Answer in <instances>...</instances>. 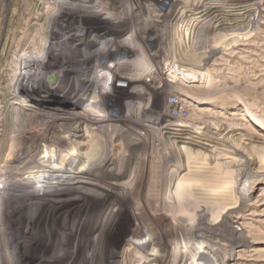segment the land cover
I'll return each instance as SVG.
<instances>
[{"label": "rangeland", "instance_id": "1", "mask_svg": "<svg viewBox=\"0 0 264 264\" xmlns=\"http://www.w3.org/2000/svg\"><path fill=\"white\" fill-rule=\"evenodd\" d=\"M62 1L0 0V264H73L85 256L88 260L91 250L85 247L87 236L97 237L103 227L94 216L103 207L107 195L96 196L97 192L92 188H81L83 184L75 187L74 178L59 175L44 178L46 172L40 171L42 165L36 162L23 164L25 148L32 143L29 132L22 129L25 122L39 114L40 122L33 120L31 126L45 132L46 126L52 125L53 114L60 115L61 109L75 111V116L78 114L63 127L64 132L83 134L81 138L70 137L84 144L81 150L74 152L76 161L87 159L91 150H95L90 153L91 157L95 155L93 159L108 151L115 161L119 154L129 156L125 161L126 172L115 169L92 171L91 177L99 178V181L123 182L133 176V169L137 167L148 174V193L145 195L153 200L162 182L160 168H157L164 163L181 165L177 176L191 183H199L201 173L214 168L227 182V188L216 185L223 189L221 192L225 197L216 204L214 202L211 212L208 209L200 212L205 211L202 214L212 223L220 218L214 222L216 224L221 222L219 215L222 216L229 205L235 206L228 214L234 222L227 223L224 228L232 229L230 226H233L242 233L240 246L234 248L243 258L237 264H264V131L257 126H264V0H152L151 4L167 11L161 14L156 7L153 10L159 15L157 27L150 29L154 34L143 33L142 26L136 24L137 18H145L137 0H98L94 5L95 0H73L59 13L57 6L63 4ZM103 4L108 8L105 11L101 7ZM78 8L83 11H77ZM162 21H166L165 25ZM63 23L68 26L61 33ZM143 36L155 41L145 42ZM124 44H132L139 56ZM64 49L71 52L66 56L68 63H74L78 58L81 63L73 66L75 71H70L66 78L54 79V72L46 67L58 64L59 60L53 58ZM92 59H99L98 63L86 67ZM146 59L157 73H146L142 65ZM177 62L188 69H178ZM188 70L195 72V78L180 82L177 75ZM28 80L30 84L26 83ZM25 83L30 92L33 90L30 94L36 93L34 96L17 91L21 90L20 86H26ZM42 84L43 87L39 86ZM15 86L17 90H12ZM171 90L178 92L177 97L170 94ZM19 101L20 107L11 104ZM168 104L174 105L168 107ZM43 119H47V124L42 122ZM2 135L6 140H2ZM63 145L70 146L65 142ZM160 148L166 149L163 157L149 165L150 155L145 153ZM139 152L143 155L138 156ZM30 154L35 158L38 152L33 150ZM190 154H196V158L192 159ZM62 167L68 166L62 164ZM31 172L37 174L36 181L27 185L29 182L24 179ZM167 177L168 173L165 174ZM69 181L74 185L72 193L79 196L67 198L57 206L59 198L56 200V195ZM143 181L141 176L137 183ZM167 182L169 184V180ZM37 190L38 198L29 200ZM194 193L207 201L217 198L212 191L201 188L193 189L189 196ZM189 201L183 206L188 208ZM21 203L20 214L26 213L23 222H28L25 227L29 242L34 240L41 220L46 226L43 224V235L40 231L39 239L59 242L57 238L50 239L49 235L55 236L61 225L76 219L77 210L83 206L92 211L88 209L83 220L79 219L80 224L66 232L58 249L39 243L26 248L23 254L10 251L5 255L2 251L4 226L11 217V208ZM159 207L158 203L152 208L145 203L137 205L138 210H145L142 213L146 220L154 217ZM44 208L51 211L42 219ZM109 212L107 208L103 214L107 216ZM113 212L111 220L123 211ZM237 215H244L245 219L234 218ZM17 220L19 216L11 230L12 235L22 223ZM126 221L131 224L133 220ZM144 221L140 217L134 222V227H141L142 236L147 235L138 242L145 250L161 251L157 239L148 240L151 233ZM123 227L113 228L110 240L120 243L122 238L129 237ZM228 232L231 236L232 232ZM195 239L199 241L196 246H202L199 253L204 255L203 263L208 264L204 246L207 247L209 242ZM218 240L216 244L210 243L212 249L229 244L223 238ZM76 243L79 246L75 249ZM112 250L108 249L109 260L120 248L118 250L114 245ZM19 255L21 260L17 259Z\"/></svg>", "mask_w": 264, "mask_h": 264}, {"label": "bare ground", "instance_id": "2", "mask_svg": "<svg viewBox=\"0 0 264 264\" xmlns=\"http://www.w3.org/2000/svg\"><path fill=\"white\" fill-rule=\"evenodd\" d=\"M69 1H73V0H66V1L63 0L61 2L63 4H60L59 6H57L59 9V13L67 8ZM97 1L98 0H95L93 5ZM150 1L152 2V0H137V2L141 4V7H140L141 10H143V12H145V18H143V19L137 18L138 22H136V24L138 23V25L142 26L143 33H148L150 31V33L154 34V32H151L150 29L157 27L156 23H158V21H159L158 20L159 15L154 14L153 10L156 7L157 12H159L161 14H163V13L165 14V13H167V11L164 7L157 6L154 3H152L154 6V7H152V4ZM51 2H55V1H51ZM101 7H102V10H104V11L108 9V8L107 9L105 8L106 7L105 4H103ZM77 11L80 12L83 10H81V9L79 10V8H78ZM140 13H142V12H140ZM162 18L164 20L165 17L163 16ZM64 19H65V17H64ZM190 20H192V19H189V21ZM165 23H166V21H164V22L162 21V24L165 25ZM63 24L60 26V32L61 33H62V31L65 32V30L67 29V26H68V25L65 26V23H63ZM186 25H188V23ZM142 40L145 42L151 41V40L155 41L154 38L150 39L149 36H145V37L143 36ZM124 45L127 48L129 47L130 50L132 49L134 51L135 55L137 54L139 56L140 53L138 54V51H136L132 47L133 46L132 44H129V45L124 44ZM198 47L201 48L200 46H198ZM62 52L63 53H60V52L55 53V57L53 58V59L59 60L58 64H56V65L54 64L53 66L44 65L45 67L47 66L46 68H48V70L51 71V73L54 72V74H55V75L53 74L54 79L55 78H57V79L66 78L67 74H69L70 71H72V70L75 71L76 67H73V66L81 63L80 62L81 58H78V60L76 59L75 60L76 62H74V63H71V64L68 63V61L66 60V56L70 55L71 52L70 51L68 52L65 49ZM203 52H206V50L205 51L203 50ZM139 59L141 60V58H139ZM97 61H96V59L95 60L92 59L91 61H89V63H86L85 65H86V67L90 68L93 64H97L98 63ZM47 63H49V62H47ZM142 65H143V68H145L146 73H151V74L157 73L156 68L154 66H152L151 63H148L147 59H146V61L143 60ZM177 68L178 69L181 68L182 71H185L186 69H188L181 62H177ZM58 71H62V73L59 74L60 72L58 73ZM182 71H179V73H182ZM45 72L47 73V71H45ZM188 72H190V73L187 74ZM188 72L184 73V74H179V75L176 74L177 76H179L178 78H179L180 82L181 81L183 82L184 80L185 81L186 80H192L195 78L196 75H195L194 71L188 70ZM51 73H49V74H51ZM38 77H39V75H38ZM16 83H17V81H16ZM26 83H29V80ZM26 83H25V85H26ZM175 83H176V80L173 79V84H175ZM39 86L43 87L44 84L39 85ZM20 87H21V90H17L16 86L13 87L12 90L23 91L26 94L28 92H29L28 94H30L33 91L32 90L30 92V89H28L29 87L27 85L26 86L22 85ZM35 92H36V90H35ZM39 92H40V89H39ZM46 93L47 92H45V94ZM35 94L36 93H33V95L30 94V95L34 96ZM170 94L172 96L177 97L178 92L175 90H171ZM181 94H183V93H181ZM38 96H40V95H38ZM11 104L18 105V107H20L22 105L20 101H19V103L15 102V104L14 103H11ZM30 105L35 106V104L33 102H30ZM172 105H174V104H168L167 106L170 107ZM5 106H8V105H5ZM59 112H61V113H59L60 115L56 114V112H55V114H53L54 119H52V122H51L52 125H50V126L47 125L45 128L46 129L45 132H43L41 129H37V128H34L31 126V121H33V120H37L40 122L39 114L32 116L31 119H28L27 121L24 118L25 119L24 121H26L25 122L26 125L24 124L23 125L24 127L22 129L25 131V133L29 132V136H30L32 143H31L30 147H29V145H27L25 148L23 164H25V163L35 164V162H36L37 164L42 165V166L39 165L40 171L43 170L46 172L44 178L49 179L52 177V175H59L61 178H65V177L72 178V179L74 178L73 180H75V182H74L75 187L79 186L77 184H81V185L83 184L84 186L81 188L86 187L85 188L86 190H89V189H87L88 187L92 188L94 191L97 192L96 196L97 195L99 197H104L105 195L108 196L106 199L107 202L106 201L104 202L103 207L102 208L100 207L101 210L97 213L96 216H94V218H96L97 221L102 222V224H103V227L99 231V235L97 237H93V238H91L90 236H87V239H86L85 247L87 249L91 250L88 253V256L89 255L91 256L90 259H88L89 261L85 259V257H86L85 256L82 258L80 257L81 258V259H79L80 261L78 260V263L73 262V264H81V263H83V264H204L202 259H201L202 256H204V255L202 253H199V248H201L202 246H201V244L199 245V247L196 246V242H199V241L196 240L195 238H199L200 240H204L205 242H209L207 247L204 246V251L208 255V262H209L208 264H237L240 262L241 259H243L238 254V251L237 252H236V250L234 251V248L240 246V244L242 242V240H241L242 233L237 232V229L234 228L233 226H230L232 229L224 228V226L227 223H230V225H231L232 222H234V220H232L228 214L234 210L233 208L235 206L229 207L230 206L229 205L228 209L225 210L226 212H222L223 213L222 216L219 215L220 217H222L220 220L221 222L216 223V224L214 222L217 219L212 223V222H209L210 220L208 221V219H206V215L204 216V214H202V213H205V211L207 209L210 210V212H211V209L213 208L214 202L216 204L218 200H222V198L225 197L224 194L221 192L223 189L219 188V187L225 186L227 188V182H226V180H224V178H222L218 173L215 172L214 168L207 169V171L205 173H201V177H198L201 181H205L206 183H200L201 181L199 183L196 181L191 183L190 181H186V180L177 176V171H179V169L181 168V165H175V164L168 161V162L164 163V165H162V167L157 168V169L160 168L159 173L161 174L163 183L161 182V187H160V189H158V192L155 193L153 200H150L149 196L145 195L146 193H148L147 192V184H148L149 179L146 176L148 174L145 171L141 172L140 171L141 169L138 170L137 167H135L133 169V173H132L133 176L131 175L130 177H128V179L123 180V182H120V183H116V182L108 181V180H100L99 181V180H97L99 178L95 179L94 177H91L90 174L93 173L94 170H100V169H103V170L104 169L105 170L115 169L116 172H120L122 170L124 172L125 161L127 159H129V156L127 154H119V156H116L118 160L115 161L116 159H115V157H113L111 151H108L102 157H98V159H96V158L93 159L95 155L91 157L90 153L94 152L95 150L94 151L91 150V152H88L89 154L87 156V159H85L84 161H76V159L74 158V152L81 150L82 149L81 147L84 144H83V142H80V140L79 141L77 139L73 140V139H70V137L74 136L77 138H81L83 136V134L76 135L73 132H64L63 127L69 120H73V119L77 118L76 116L78 114L75 116L73 114L75 111L72 113L71 111H68L65 109H61ZM46 121H47V119L42 120V122H45V123H46ZM98 126L100 128L103 127L100 125H98ZM257 126L264 131V126H262L260 124H258ZM0 127H1V125H0ZM0 131H1V129H0ZM86 131H87V129H86ZM99 132H101V131H99ZM2 136H4V135H2ZM4 139H5V136L2 138V140H4ZM52 141H55V143H53ZM64 142L69 143L70 146L65 147L63 145ZM91 148H94V147H90V149ZM33 150H36L38 152L37 156L35 157L36 159L33 157V155L30 154V152ZM160 150H158V151L156 150L154 152H152V151L146 152L147 154L145 153V155H150L149 165H153L154 162H156L157 160H160L161 157H163L164 151L166 149L160 148ZM141 153H144V152L141 151ZM141 153L139 152L140 155H138V156H142L143 154L141 155ZM117 155H118V153H117ZM191 156H192V159L196 158V154H192ZM58 158H59V160H58ZM67 158H68V160L65 161V159H67ZM183 161H186V159L185 160L183 159ZM205 163H209V162L206 161ZM62 164L67 165L68 167L64 168V167H62ZM181 164H184V162ZM21 167H22V165L20 166V169H21ZM37 170H38V168H37ZM34 171H36V170L34 169ZM125 172H126V170H125ZM32 173L33 172H31L30 174H27V176L25 175L26 177L24 179V182H29V183H27V185L32 184V182H34V184H35L37 174L34 173L35 175H32ZM167 173L169 174V177L165 178V174H167ZM43 174H44V172H43ZM197 174H195L194 176H197ZM31 175H32V178H30ZM198 175H200V174H198ZM141 176L144 177V181H143V183L138 184L137 181L141 180ZM168 180H169V184L167 182ZM71 183H72V181H69L68 185H65L64 189L60 188V190L61 189L62 190L59 191L58 194L56 195L57 196L56 200H58V198H59V201H57L58 202L57 206H59V204H61L67 198H72V197L74 198V197L79 196L76 193H72L73 191L71 189L73 188L74 185H72ZM149 184H151V183H149ZM216 185H219V187H217ZM62 186H64V185H62ZM228 186H229V184H228ZM116 187H118V188L120 187L121 189L122 188L123 189L121 191V190H119L120 188L117 189ZM195 188L205 189L206 192L212 191V193L216 194L217 198L207 201L206 199H201V197H200L201 195L196 194V193H194V195H192V196H189V193H191L193 191V189H195ZM31 192H30V194H32ZM38 192L39 191L37 190L34 195L30 196L29 200L30 199L36 200L38 198V196H37ZM41 192H42V190L40 191V193ZM41 196H42V194H41ZM39 197H40V195H39ZM188 201H189L190 206L188 208H186L183 206V204L187 203ZM204 201H205V203H203ZM138 203H145L146 205L151 206V208H152L153 204L158 203L160 205V207H159L160 209L158 210V212H155L154 217H147V220H146V217H144L145 216L144 213H142V212H145V210L144 209H141V210L137 209ZM57 206H55V207H57ZM21 207L23 208L22 203L16 207H14V208H11V210H10L11 217H8V219L9 218L10 219H9V221L6 222V224L4 226L5 233L3 235L2 244H3V247L5 249L3 248L2 251L5 255H6V253H9L10 251H13L14 253L22 252V254H23V252L26 248H29V246L31 247L32 245L33 246H35L36 244L38 245L39 243L42 245H45V244L48 245L49 244L53 248L58 249L61 246V244H59V243H61L63 240H65L64 237H65L66 232H68L70 228L76 227L80 224L79 219L82 218L84 215H86L85 212L88 209H89V211H92L91 210L92 208H86V206H83L82 209L77 210L76 219L74 218L73 220L69 221L68 223L61 225L60 228H58L57 231L55 232V236L49 235L50 239L54 240L55 238H57L59 240V242L58 241L57 242L56 241L55 242L54 241H52V242L41 241L39 239V234L41 232H42L41 234L43 235V227H44L43 224L46 226V222L43 223V220L40 219L41 221H40V223L38 222L39 224L37 225V230L35 232L34 240L29 242L28 236L26 233V227H27L26 224L28 222L27 223L23 222L24 217L26 216L24 214H26V213L24 211L23 214L22 213L20 214V210L22 209ZM35 208L36 207H34V209ZM107 208H109L110 212L108 213L107 216H105L103 213H104V209H107ZM200 208H203V209L199 210ZM113 210L123 211L117 215L119 217L114 218L115 221L111 220V218L113 217V213H114ZM129 210H130V212H129ZM203 210H205V211L200 212ZM49 211H51V209L48 210V209L44 208L42 211V213H44V214L43 215L41 214V218L43 219L45 216L49 215ZM18 212H19V214H18ZM39 212H40V210H39ZM198 212H200V213H198ZM36 214L37 213H35V215ZM220 214H221V212H220ZM209 215H211V213ZM18 216H19V220H17V221L22 222V223H20L19 228L16 227L17 230L15 231V234L13 232V235H12L11 230L13 228V225L17 224L15 222H16V219L18 218ZM217 216H218V214H217ZM217 216L215 214V217H217ZM140 217L142 219H145V221L143 223L145 224V227H147V230H149V233H151L148 235V240L154 241L157 239L160 242L161 251L145 250L144 248H142L141 244L138 242V239H140L142 237L145 239L147 236L146 234L145 235L143 234L144 236H142V231H141L140 226L137 225L136 227H134V225H136V224H134V222L136 220L138 221V219ZM234 218L245 219V216L244 215H237ZM82 220H83V218H82ZM126 220H133L132 221L133 223L131 222V224H128ZM86 221H89V220L86 219ZM31 222H33V221H31ZM236 222H237V220H236ZM118 225H123L124 226L123 228H125L124 232H127L129 234L128 235L129 237L125 236L124 238H122V241L120 243L117 241H114V240L113 241L110 240L111 239L110 237L113 236V233H112L113 228H116V227L118 228ZM152 225H153V228H151ZM145 227H142V228H145ZM48 228H50V227H48ZM228 231L232 232L231 236H229L230 234ZM46 233L48 234V232H46ZM220 238L221 239L223 238L225 241H228L229 244H226L225 247L220 245L221 246L220 249H212L213 247H211L210 243L216 244L215 242ZM12 239H13V241H12ZM114 245L117 246L118 250L120 248V250L117 254L111 253L112 254V257H111L112 260H109V258H110L109 254L110 253L108 252V249L112 250ZM78 246H79V244L76 243L75 249L78 248ZM82 247H84V245H82ZM228 247H230V248H228ZM81 249H80V251H81ZM202 251H203V249H202ZM235 254H238V255H235ZM5 255H4V257H6ZM19 257L20 258H17V259L21 260L22 257L20 255H19Z\"/></svg>", "mask_w": 264, "mask_h": 264}]
</instances>
